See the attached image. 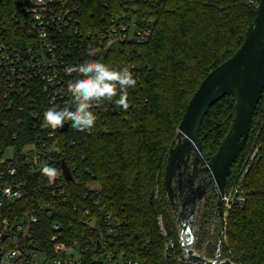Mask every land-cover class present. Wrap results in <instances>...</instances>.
I'll use <instances>...</instances> for the list:
<instances>
[{
    "label": "trees",
    "instance_id": "obj_1",
    "mask_svg": "<svg viewBox=\"0 0 264 264\" xmlns=\"http://www.w3.org/2000/svg\"><path fill=\"white\" fill-rule=\"evenodd\" d=\"M259 2L82 1L84 30L96 31L108 17L132 6L151 23L152 34L145 42L127 40L98 52L113 68L128 67L137 84L127 89L126 110L115 103L119 89L111 100L103 99L94 113L97 120L90 133L71 129L59 133V149L49 155L46 163L59 170L65 201L53 207L54 187L42 169L33 171L23 162L21 154L25 144L38 141L36 121L27 110H20L19 105L0 108V159L6 148L15 147V166L26 190L22 198L11 204L10 214L37 213L38 238L49 243L50 237L58 232L67 244L76 241L79 247H87L79 264H103L96 260L103 222L93 200L94 195L99 196L104 212L124 219L121 238L114 240L113 245L124 249L127 256H137L149 264H192L185 261L175 213L163 190L168 150L190 98L204 77L241 46ZM0 20L7 25L12 43L19 44L28 35L30 19L14 0H0ZM94 44L100 45L96 40ZM82 53L90 58L85 50ZM226 99L230 102L225 106ZM233 107L234 97L228 95L205 116L200 134L205 155L214 154L226 135ZM255 149L256 158L243 182L246 200L242 206L236 204L227 211L221 238V257L237 264H264V91L225 191L235 184ZM62 160L71 170L70 181L64 179ZM89 183H95L96 188L90 190ZM87 209L90 216L97 218L95 226L87 222L90 219L85 215ZM159 217L166 236L162 234ZM54 223H59L58 231L52 228ZM168 240L173 245L166 249ZM215 249L216 244L208 251L213 253Z\"/></svg>",
    "mask_w": 264,
    "mask_h": 264
},
{
    "label": "built area",
    "instance_id": "obj_2",
    "mask_svg": "<svg viewBox=\"0 0 264 264\" xmlns=\"http://www.w3.org/2000/svg\"><path fill=\"white\" fill-rule=\"evenodd\" d=\"M14 1L28 16L31 26L28 35L25 34L19 44H14L8 38L7 25L0 20V108L10 109L19 105L20 110H27L36 121L39 127L38 141L25 144L21 154L24 163L33 171H39L49 155L59 149V133L70 129L79 131L71 127V121L65 122L68 124L66 130L44 126V112L49 107L58 106L62 109L68 106L71 110L75 109L74 97L68 90V84L82 77L76 72L68 74L65 69L77 67L88 59L107 64L98 53L88 58L82 51L97 48L105 52L110 48L106 47L110 39L115 43L127 40L143 43L151 36L152 28L149 20L138 14L136 6L108 17L96 31H92L84 30L81 9L84 0ZM27 36L30 39L27 40ZM95 40L100 44L99 47L94 44ZM131 68H136V65H131ZM102 101L92 102L93 113L99 110ZM90 131L85 130V133ZM71 144H74L73 140ZM8 149L16 151L15 147H8L0 159V264H79L82 252L87 247H79L76 241L67 244L58 232L50 237L49 243L44 242L37 237V213H23L20 216L10 214L9 207L22 198L26 190L14 162L17 153L6 156ZM257 151H252L235 184L229 191H225L224 213L227 214L233 205L244 204L246 196L243 182ZM46 178L54 187L51 206L57 202L64 203L65 188L61 175L55 180ZM88 187L94 190L96 184L89 183ZM93 204L102 215L103 222L96 260L103 264H149L137 256H127L124 249L113 245L114 240L121 238L124 219L104 212L99 196L94 195ZM85 215L90 216L91 211L87 209ZM158 219L162 234L166 236L162 217ZM87 222L95 226L97 218L90 216ZM52 228L58 231L59 223H54ZM172 245V240H168L165 248Z\"/></svg>",
    "mask_w": 264,
    "mask_h": 264
},
{
    "label": "water",
    "instance_id": "obj_3",
    "mask_svg": "<svg viewBox=\"0 0 264 264\" xmlns=\"http://www.w3.org/2000/svg\"><path fill=\"white\" fill-rule=\"evenodd\" d=\"M264 91V0L248 26L241 46L212 69L190 98L168 150L163 190L178 215L180 243L184 258L192 264H237L230 259L211 260L194 249V222L205 196L216 192V215L225 229L224 196L231 168L244 149L257 106ZM233 95V118L216 152L207 157L200 138L205 116L223 97ZM65 123L60 130H66ZM192 166V171H191ZM205 173L196 184L198 172ZM66 180L73 176L62 160ZM220 250V248H218ZM221 256L217 254V257Z\"/></svg>",
    "mask_w": 264,
    "mask_h": 264
},
{
    "label": "clouds",
    "instance_id": "obj_4",
    "mask_svg": "<svg viewBox=\"0 0 264 264\" xmlns=\"http://www.w3.org/2000/svg\"><path fill=\"white\" fill-rule=\"evenodd\" d=\"M115 43L110 39L106 47H111ZM100 50L92 48L88 51V56H95ZM66 73H79L82 78L70 81L68 90L74 97L75 109L71 110L68 106L58 108V106L49 107L44 112V126L52 129L62 128L67 121H71V127L79 131L91 130L97 120L96 115L91 111L93 101L103 99L111 100L117 95L119 89V99L115 101L116 105L127 109L128 88H134L137 80L128 67L116 69L101 62L100 60L88 59L77 67H67ZM42 174L50 180H55L59 175V170L49 164L42 168Z\"/></svg>",
    "mask_w": 264,
    "mask_h": 264
},
{
    "label": "rangeland",
    "instance_id": "obj_5",
    "mask_svg": "<svg viewBox=\"0 0 264 264\" xmlns=\"http://www.w3.org/2000/svg\"><path fill=\"white\" fill-rule=\"evenodd\" d=\"M226 102H230V99H226L223 101L225 106ZM222 103V104H223ZM228 108V107H227ZM209 126V125H207ZM208 127H206L207 129ZM16 151L8 149L6 151V156L14 155ZM216 192L211 190L201 202V205L198 209L197 216L194 222L195 236L196 240L194 243V249L199 254H204L207 258L214 260L218 258V260L225 259L224 257H217V254L221 255V241H222V225L221 220L218 215H216ZM206 211V213H205ZM226 216V212H225ZM176 225L179 230V221L178 215L175 213ZM198 237V238H197ZM179 240L180 233H179ZM214 244H216V249L213 253L209 252V248H213ZM220 248V250H218Z\"/></svg>",
    "mask_w": 264,
    "mask_h": 264
},
{
    "label": "flooded vegetation",
    "instance_id": "obj_6",
    "mask_svg": "<svg viewBox=\"0 0 264 264\" xmlns=\"http://www.w3.org/2000/svg\"><path fill=\"white\" fill-rule=\"evenodd\" d=\"M207 157H209L210 155H206ZM191 171H192V166H191ZM205 176V173L202 172L201 170H199L198 172V176L197 178L195 179L196 180V184L200 183L202 181V178Z\"/></svg>",
    "mask_w": 264,
    "mask_h": 264
}]
</instances>
